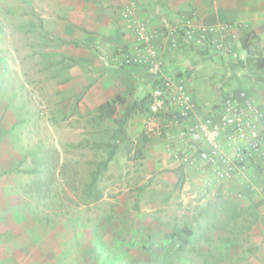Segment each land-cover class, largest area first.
I'll use <instances>...</instances> for the list:
<instances>
[{
	"label": "rangeland",
	"instance_id": "obj_1",
	"mask_svg": "<svg viewBox=\"0 0 264 264\" xmlns=\"http://www.w3.org/2000/svg\"><path fill=\"white\" fill-rule=\"evenodd\" d=\"M184 2L0 0V264H264L263 213L251 190L196 183L201 161L185 159L188 145L171 140V109L135 113L130 141L98 180L101 197L85 192L107 149L81 142L107 140L115 125L84 99L102 77L133 78L115 94L127 96L119 115L141 83L149 107L166 80L214 95L223 79L218 50L212 59L176 45L168 60L145 55L142 30L151 46L186 31Z\"/></svg>",
	"mask_w": 264,
	"mask_h": 264
},
{
	"label": "crops",
	"instance_id": "obj_2",
	"mask_svg": "<svg viewBox=\"0 0 264 264\" xmlns=\"http://www.w3.org/2000/svg\"><path fill=\"white\" fill-rule=\"evenodd\" d=\"M181 5L185 12L191 14L184 38L200 45L206 39L215 43L216 49L225 58L226 69L223 79L217 83L219 85L214 95L209 90L207 95L201 87L194 86L192 82H185L183 78L173 80L171 87L174 88L182 83L189 99L180 98L181 93L176 89L170 92L176 102L172 108L173 115L169 118L171 129L168 132L175 144L180 142L181 145H185L186 139L182 135V130L187 124V115L193 112V115L199 117L198 113L202 109L208 111L213 109L215 120L223 128L221 144L215 149L208 150L206 158L199 156L189 147L185 159L191 157L193 162L201 161L197 177L194 178L198 184L219 185L222 182L221 184L226 186L234 183L236 191L250 189L252 201L263 213L259 223L264 227V118L263 120L252 118L254 125L246 126L242 134L234 130L236 121H243L244 118L249 117L248 102L253 103L264 113V69L258 75L252 73L253 82L243 88L231 89L226 83L233 73L241 76L250 74L246 68L237 66L232 69L228 66V61L236 62L239 58L247 57V51L241 44V37L245 33L254 30L261 37V46L264 47V0H188ZM172 6L178 9L179 4L172 2ZM141 37L145 40L143 49L145 55L148 54V58L151 53L156 52L165 56L167 60L170 58V45L173 47L175 43L170 44L168 38L163 37L160 40L162 42L164 39L162 43L151 46L147 42V33L143 30ZM151 59L158 60V57L153 55ZM132 80L131 76L102 77L85 94L84 99L90 104L99 105L129 87ZM144 87H147V84L141 83L135 99L144 96L145 92L143 94L141 92L146 89ZM168 89L170 90V87ZM202 95L209 96L207 100L203 98V101L206 100L204 104L197 99ZM230 118L232 122H229ZM234 161L238 163L235 170L229 168ZM185 171L188 172V167ZM191 177H186L188 183H191Z\"/></svg>",
	"mask_w": 264,
	"mask_h": 264
},
{
	"label": "trees",
	"instance_id": "obj_3",
	"mask_svg": "<svg viewBox=\"0 0 264 264\" xmlns=\"http://www.w3.org/2000/svg\"><path fill=\"white\" fill-rule=\"evenodd\" d=\"M179 32L181 36L175 37V45L177 48L191 49L195 53L200 54L202 59H212L218 52L215 47V43L210 42L208 45H199L191 41L188 42L183 38L185 34L184 29L179 30ZM63 41L66 43H74L76 45L80 44L75 40H68L66 38H63ZM241 44L247 51V57L245 59L239 58L236 62L228 61V66H230L232 69L237 66L246 68L250 74L241 76L233 73L226 82L231 87V89H236L239 87L243 88L246 85L251 84L253 82L251 74L253 73L255 75H258L264 69V47L261 46V37L254 30H251L241 37ZM92 47H94V49L96 48L95 46ZM209 47H211L212 50ZM95 50L99 56L102 55L100 50H98L97 48ZM149 96L150 94H147L142 99H136L133 104L127 107L121 115L118 114V109L120 105H124L126 103V95L117 94L98 105L96 109L98 117L101 120L112 119L115 125L110 128L111 135L109 139L85 140L81 142L82 144L89 145L92 148L107 149L106 156L97 161L95 168L91 169L89 172V180L85 185V192L87 196H93L94 199H99L101 197L102 192L98 187V180L101 174L107 170L110 161L114 159V156L120 144L122 142L130 141L131 137L126 127L127 123L135 113L149 108L145 106V101ZM144 136L145 137H143V143H146L149 138L146 135ZM139 152L141 151L139 150ZM41 164L43 165L44 163ZM27 170L31 171L32 168ZM182 174L184 175V172H182ZM183 230L188 236L193 234L190 228H184ZM185 243H188L187 237L185 238Z\"/></svg>",
	"mask_w": 264,
	"mask_h": 264
},
{
	"label": "built area",
	"instance_id": "obj_4",
	"mask_svg": "<svg viewBox=\"0 0 264 264\" xmlns=\"http://www.w3.org/2000/svg\"><path fill=\"white\" fill-rule=\"evenodd\" d=\"M188 23V21H187ZM142 33V31H141ZM186 34V32H185ZM184 34V35H185ZM166 80L162 83L161 86L156 88L152 92V98L149 103V110L153 118L158 113L169 110L173 108L175 99L171 97V91L177 90L181 93L180 98L189 99L184 92V87L182 83L177 84L176 87L172 88L173 80ZM183 82V81H182ZM170 87V90L168 89ZM249 117L244 118L243 121H236L234 130L242 131L245 130V127H251L254 125L252 118L256 120H263L264 113L253 103L248 102ZM187 124H185L182 135L186 139V144L188 147L192 148L199 156L206 158L208 157V150L215 149L217 146L221 144L223 139V128L221 125L215 120L214 116H199L194 118L193 112L187 115ZM229 122H232V118L229 119ZM264 136V131H263ZM246 148V147H244ZM238 163L236 161L232 162L229 168L235 170L237 169Z\"/></svg>",
	"mask_w": 264,
	"mask_h": 264
}]
</instances>
